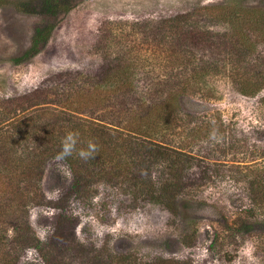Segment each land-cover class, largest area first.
<instances>
[{"label":"trees","instance_id":"trees-1","mask_svg":"<svg viewBox=\"0 0 264 264\" xmlns=\"http://www.w3.org/2000/svg\"><path fill=\"white\" fill-rule=\"evenodd\" d=\"M83 2L0 0V6L12 3L42 19L29 47L11 60L23 64L37 57L64 17ZM246 21L264 42V6L235 0L198 5L160 21H136L137 31L159 59L158 70L148 67L124 40L117 50H103L93 68L65 69L47 76L29 93L3 98L0 264H17L31 248L41 264H141L105 247L83 252L86 247L77 232L81 219L70 202L74 198L90 203L104 186L128 194L134 202L164 206L173 214L189 207L184 201L190 181L212 178L208 170L192 177L190 164L200 158L187 150L185 141L203 126L202 111L187 106L192 102L209 106L216 97L212 88H203L204 78L225 76L247 96L264 91V53H256V43L241 38ZM220 24L224 31L214 28ZM162 55L165 59L160 60ZM259 99L264 104V93ZM70 131L78 133V142L72 155L62 160L70 170L69 186L57 200L47 199L60 212L53 233L44 240L36 235L29 213L44 203L41 184L46 165L56 159ZM90 141L97 145L96 153L82 159L78 152L87 149ZM256 166L240 170L249 182L254 209L264 206V165ZM252 222L244 229L250 231Z\"/></svg>","mask_w":264,"mask_h":264},{"label":"rangeland","instance_id":"rangeland-1","mask_svg":"<svg viewBox=\"0 0 264 264\" xmlns=\"http://www.w3.org/2000/svg\"><path fill=\"white\" fill-rule=\"evenodd\" d=\"M235 1L264 6V0ZM222 2L228 0H84L64 17L46 49L23 64L11 58L29 47L41 16L22 11L12 3L2 5L0 101L31 92L53 73L93 68L101 61L103 50H117L124 40L146 59L148 67L158 70L159 59L134 23L160 21L190 12L198 5ZM214 26L217 31L225 30L221 24ZM242 28L241 38L256 43V53H264V42L251 24L247 22ZM163 59L162 55L160 60ZM203 82V88H212L216 97L209 106L195 102L187 106L202 111L203 126L199 133L186 136L185 141L189 142L187 150L200 158L190 164L192 177L199 178L208 170L212 178L186 185L188 197L184 202L189 207L180 208L177 214L152 202H134L128 194L104 186L90 203L72 198V210L81 219L77 232L79 242L86 247L83 252L105 247L108 252L124 253L141 264H264V206L254 209L249 182L244 181L240 171L252 164L258 168L264 165V104L259 99L264 91L256 96L243 95L225 76H206ZM69 179L70 170L62 160L48 162L41 184L46 199L29 213L41 239L50 238L60 212L48 205L47 199L57 200L69 186ZM249 222L253 228L247 231L244 228ZM36 252L27 250L17 264H41Z\"/></svg>","mask_w":264,"mask_h":264},{"label":"clouds","instance_id":"clouds-1","mask_svg":"<svg viewBox=\"0 0 264 264\" xmlns=\"http://www.w3.org/2000/svg\"><path fill=\"white\" fill-rule=\"evenodd\" d=\"M78 142V133L68 132L62 142V150L57 154V160H63L66 157L72 155L73 150L76 148ZM97 145L94 142H89L87 149L81 148L78 152L82 159H89L96 153Z\"/></svg>","mask_w":264,"mask_h":264}]
</instances>
